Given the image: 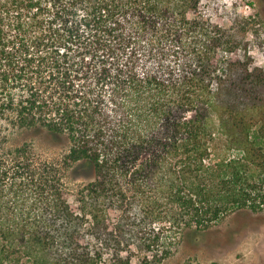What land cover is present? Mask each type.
I'll return each instance as SVG.
<instances>
[{
    "label": "trees",
    "instance_id": "16d2710c",
    "mask_svg": "<svg viewBox=\"0 0 264 264\" xmlns=\"http://www.w3.org/2000/svg\"><path fill=\"white\" fill-rule=\"evenodd\" d=\"M243 2L0 0V264H161L264 210Z\"/></svg>",
    "mask_w": 264,
    "mask_h": 264
},
{
    "label": "rangeland",
    "instance_id": "374dc122",
    "mask_svg": "<svg viewBox=\"0 0 264 264\" xmlns=\"http://www.w3.org/2000/svg\"><path fill=\"white\" fill-rule=\"evenodd\" d=\"M245 1L248 0H244L242 8L247 14L262 13L255 16L256 23L247 35L255 42L256 60L264 66V0H252L255 7ZM40 145L49 154L59 151L49 147L47 142ZM142 261L137 254L132 264H142ZM161 264H264V210L230 215L203 235L193 237L188 243L182 242Z\"/></svg>",
    "mask_w": 264,
    "mask_h": 264
}]
</instances>
